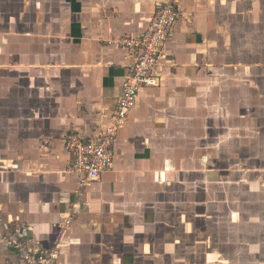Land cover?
Here are the masks:
<instances>
[{"label":"crops","instance_id":"crops-1","mask_svg":"<svg viewBox=\"0 0 264 264\" xmlns=\"http://www.w3.org/2000/svg\"><path fill=\"white\" fill-rule=\"evenodd\" d=\"M167 1L0 0V214L56 264H264V0H177L112 167L81 195L68 170V135L104 131L131 64L110 43ZM0 264H22L1 233Z\"/></svg>","mask_w":264,"mask_h":264},{"label":"built area","instance_id":"built-area-1","mask_svg":"<svg viewBox=\"0 0 264 264\" xmlns=\"http://www.w3.org/2000/svg\"><path fill=\"white\" fill-rule=\"evenodd\" d=\"M177 0L162 3L154 10L146 29L139 35L123 37L110 44L123 49L131 60L125 75L121 94L117 99L113 115L107 127L93 141H87L78 134H69L65 149L71 155L69 172L79 175L78 194L99 180L101 174L112 167V148L118 131L124 126L129 111L134 106L142 87H156L158 79L153 69L158 64L166 46L171 29L178 19ZM72 217L65 219L63 229L67 230ZM27 226L14 228L0 214V233L7 248L22 264H56L61 245L55 244L44 250L37 239L31 236Z\"/></svg>","mask_w":264,"mask_h":264},{"label":"rangeland","instance_id":"rangeland-1","mask_svg":"<svg viewBox=\"0 0 264 264\" xmlns=\"http://www.w3.org/2000/svg\"><path fill=\"white\" fill-rule=\"evenodd\" d=\"M262 76H264V72H262ZM262 120H263V121L261 122V128H262V130H264V118H263V117H262ZM256 127H257V125H256ZM258 135H259V137H258ZM256 136L259 138V139H258V143H256V145L259 144V145H262V147H264V132H262V133H260V134H257ZM256 136H255V137H256ZM259 142H260V143H259ZM249 145H250V144H249ZM253 145H254V144L250 145V147H252ZM250 147H249V148H250ZM249 148H248V149H249ZM263 151H264V150L262 149L261 152H263ZM251 152H252V151H251ZM242 153H243V154H246L247 151H242ZM254 160L257 161V158L255 157ZM246 166L249 167V165H248V163H247V160H246ZM262 167L264 168V161L262 162ZM249 168H250V167H249ZM251 211H252V210H251ZM251 215L253 216L254 214L246 213V215H245V219L247 218L246 220H249V219H250L249 217H250ZM261 216H262V215H261ZM259 231H260V230H259ZM253 233H254V231L249 230V231H247V233L245 232V234H244L245 237H246V235L249 236V240H248L249 242H248V244H251L252 242H254V241L252 240V239H253ZM261 242H262V241H261ZM256 243H259V242H256ZM263 243H264V242H263ZM248 244H247V245H248ZM247 245H246V248H247ZM251 250H252V249H251ZM244 257H245V259H246V258H247V254H245ZM254 257H255V256H254ZM255 259H256V258H255ZM262 259H263V258H262ZM249 260L253 261V260H252V257H250ZM242 261H243L242 264H249V262H248L247 259H246V260H242ZM254 262H256V261L254 260ZM254 262H253V263H254ZM239 264H240V263H239ZM261 264H262V263H261Z\"/></svg>","mask_w":264,"mask_h":264}]
</instances>
